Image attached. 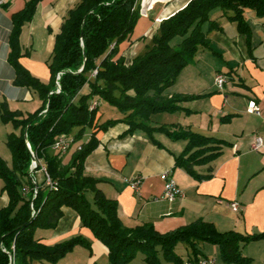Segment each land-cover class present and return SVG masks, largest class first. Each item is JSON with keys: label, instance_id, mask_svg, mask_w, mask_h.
I'll return each instance as SVG.
<instances>
[{"label": "trees", "instance_id": "1", "mask_svg": "<svg viewBox=\"0 0 264 264\" xmlns=\"http://www.w3.org/2000/svg\"><path fill=\"white\" fill-rule=\"evenodd\" d=\"M39 1H26L14 14L8 37L7 60L13 69V84L35 91L42 104L34 113L23 116L20 111L10 110L6 101L0 102V118L4 123L12 122L18 130L6 137L11 166L0 158L1 191L8 196L7 205L0 208V264H33L35 260L55 263L76 245L90 248L89 241L81 235L53 245L35 238L37 228L56 227L64 206L75 210L81 224L107 247L108 264H132L138 253L143 254L146 264L197 261L203 242L218 246L222 264H250L251 259L241 248L261 238V234L220 231L203 219L166 232H159L152 223L124 226L117 214V201L98 189L97 179L84 174V162L98 145L96 132L123 122L127 126L124 134L142 130L159 147L162 145L154 139L155 132L185 141L183 150L174 157V166L197 180L208 177L209 172L198 173L195 167L209 164L227 142L181 126H152L151 116L178 112L183 110L181 102L196 98L197 95L180 93L166 96L164 91L195 60L199 49L210 48L208 34L221 29L219 21L210 18V12L218 7L248 39L250 28L244 12L249 8L264 16V0H189L157 23L145 49L130 63L116 56L120 43L130 39L141 17L140 0H79L68 10L54 36L47 61L48 83L19 61L23 55L21 28L32 18ZM176 36L180 40L172 45ZM83 88L86 92H82ZM95 97L115 107L123 117L99 121L97 107L90 109ZM228 120L229 116L221 118L223 122ZM87 130L92 131L85 140ZM61 134L72 138L71 148L75 145L69 158H65L66 153L51 149ZM27 142L55 183L50 187L41 180L35 197L31 191L34 185L29 177L31 155ZM23 187H29L30 192L24 194ZM178 243H184L189 250L186 261L175 252Z\"/></svg>", "mask_w": 264, "mask_h": 264}, {"label": "crops", "instance_id": "2", "mask_svg": "<svg viewBox=\"0 0 264 264\" xmlns=\"http://www.w3.org/2000/svg\"><path fill=\"white\" fill-rule=\"evenodd\" d=\"M26 1L7 0L0 4V100L24 104L34 99L33 90L13 84L14 73L7 57L13 16ZM78 1L40 0L32 18L21 28L19 39L23 55L19 61L42 81L49 75L47 61L54 36L68 10ZM188 1L145 0L130 39L120 43L116 58L121 56L125 63H130L145 49L157 23ZM246 10L244 15L250 28L248 39L220 11L218 16L212 17L219 21L221 29L208 34L210 48L199 49L195 60L186 65L164 91L166 96L180 93L197 95L196 98L181 102L183 110L151 116L152 126H181L226 141L209 164L195 167L198 173L209 172L210 175L197 180L174 166V157L183 150L185 141L172 140L163 132H155L154 139L162 145L159 147L142 130L124 134L127 126L123 122L96 132L98 145L85 159L84 174L97 179L98 189L107 198L117 201V214L124 226L131 228L152 223L159 232H166L203 219L212 222L220 231L261 234V238L244 244L241 251L251 259L250 264H264V16ZM206 28L204 24L203 29ZM218 73L226 76L221 88L215 84ZM94 99L92 102L98 109L100 103ZM251 100L260 108L259 114L246 110ZM20 109L17 111L23 110ZM225 116H229V120L221 121ZM102 117L103 113L99 114L98 110L96 118L99 121L121 119L123 114L104 120ZM91 131L87 130L85 140ZM255 136L262 138L258 150L252 149ZM163 171H170L183 195L171 201L160 199ZM135 176L141 178L137 191L128 182ZM2 185L0 181V208L8 203L6 192L1 191ZM234 201L238 203L237 210L231 207ZM62 211L56 227L37 228L35 238L53 245L81 235L89 241L90 248L76 245L55 263L35 260L33 264H108L107 247L81 224L77 212L66 206ZM183 247L184 256L180 249L176 251V246L175 252L186 261L189 250L185 244ZM217 248V245L201 243L199 258L216 256ZM132 264H146L143 255L136 256ZM163 264L171 263L163 261ZM219 264H222L221 259Z\"/></svg>", "mask_w": 264, "mask_h": 264}, {"label": "built area", "instance_id": "3", "mask_svg": "<svg viewBox=\"0 0 264 264\" xmlns=\"http://www.w3.org/2000/svg\"><path fill=\"white\" fill-rule=\"evenodd\" d=\"M7 0H0V4L4 3ZM140 14H142V6L140 7ZM58 79V75H57ZM226 80V76L222 73H218L215 76V84L218 88H221L223 83ZM56 84L58 86V82L56 81ZM96 107V103L92 102L90 104V109H94ZM248 112L250 113H260V108L256 105V103L251 100L249 101L247 105ZM45 112V110H43ZM72 144V138L67 134H61L59 135L56 140L51 145V149L55 152H58L60 154H65L69 150L70 146ZM262 146V138L260 136H255L252 142V149L258 150ZM27 149L29 150V153L31 155V161L29 165V177L31 180V183L34 185L32 188V195L33 197L36 196L37 190H38V183L43 180L46 185H49L50 187H54L55 183H53L46 171V168L43 164V162L38 159L35 155V153L32 151L30 144H27ZM41 176V180L37 178V175ZM160 178L163 181V191L160 195V199L163 200H174L176 197H179L183 195L182 190L179 188L177 183L172 178L170 171H163L160 175ZM130 187L137 191L141 182V178L138 176L132 177L128 180ZM22 192L24 194H28L30 192L29 187H23ZM32 209V204L30 205ZM231 207L233 210H237L238 203L236 201L231 203ZM210 261L209 259L205 258H199L197 261H186L184 264H208Z\"/></svg>", "mask_w": 264, "mask_h": 264}, {"label": "rangeland", "instance_id": "4", "mask_svg": "<svg viewBox=\"0 0 264 264\" xmlns=\"http://www.w3.org/2000/svg\"><path fill=\"white\" fill-rule=\"evenodd\" d=\"M148 11L146 12V14L148 13ZM246 11L248 12V11H252V10L248 8ZM146 14H144V15H146ZM219 14H220V9L218 7L217 8H214L210 12V18L216 17ZM179 40H180V37L179 36H176V37H174L172 39L171 44L172 45H176ZM47 73L49 75H47L48 77L44 79V80H46V81H43L45 83H48L49 80H50V72L48 70V64H47ZM32 92L34 94V99H29V101L26 102L25 104L22 103V102H15V101H10L9 102L8 100L6 101L4 99H1L0 102L1 101H6L8 108L10 110H12V111H16L17 109H20L18 106H23L20 109V110H22V109L23 110L20 111V112H21V114L23 116H26V115H28V112L34 113L36 110H38L40 108L39 107V106H41L40 104H42V101L39 98L38 94L35 91H32ZM94 100L96 102L98 101L100 103L98 110H99V114L100 113H103L102 120L107 119V118H114L116 116L119 117V116L122 115V112H120L119 110H117L115 107L109 105L108 103L104 102L103 100L99 99L98 97H95ZM19 104H24V105H19ZM11 132H18V130L14 127V125L12 124V122L4 123L2 121V119L0 118V158L2 160H4L5 163L7 164V166H9V167L11 166L12 159H11V152H10L8 146L6 145V137H7V134L8 133H11ZM74 146L75 145H73L72 148L70 146V148H71V149L69 148L70 151L69 152L67 151L66 155L64 154L66 156L65 158H69L70 157V154H71ZM39 176L40 175H37V178H39ZM0 181H2L1 178H0ZM209 244L210 245H214V244H211V243H209ZM183 246H184L183 243H178L176 245V251L178 249H180L181 250L180 252L184 256L185 255V248ZM142 255H143L142 253H138L136 256L137 257H140ZM207 259H209L210 261L212 260V262H209L208 264H219L220 258H219V250H218V248H217V254H216V256L215 255H208ZM213 260H216V261H213ZM164 262H166V261H164Z\"/></svg>", "mask_w": 264, "mask_h": 264}, {"label": "water", "instance_id": "5", "mask_svg": "<svg viewBox=\"0 0 264 264\" xmlns=\"http://www.w3.org/2000/svg\"><path fill=\"white\" fill-rule=\"evenodd\" d=\"M143 2H144V0H141L140 1V6H143ZM27 144H29L28 142L26 143V146H27Z\"/></svg>", "mask_w": 264, "mask_h": 264}]
</instances>
